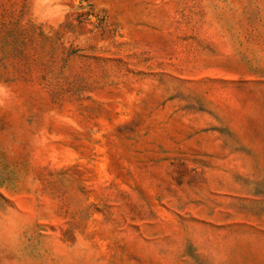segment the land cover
<instances>
[{
  "label": "rangeland",
  "instance_id": "rangeland-1",
  "mask_svg": "<svg viewBox=\"0 0 264 264\" xmlns=\"http://www.w3.org/2000/svg\"><path fill=\"white\" fill-rule=\"evenodd\" d=\"M0 264H264V0H0Z\"/></svg>",
  "mask_w": 264,
  "mask_h": 264
}]
</instances>
